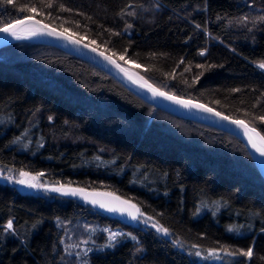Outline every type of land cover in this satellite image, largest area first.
<instances>
[{"label": "trees", "instance_id": "1", "mask_svg": "<svg viewBox=\"0 0 264 264\" xmlns=\"http://www.w3.org/2000/svg\"><path fill=\"white\" fill-rule=\"evenodd\" d=\"M25 17L264 137V0H0V28ZM10 171L116 194L138 216L126 224L0 182V264H264V180L245 146L50 44L0 47V173Z\"/></svg>", "mask_w": 264, "mask_h": 264}, {"label": "water", "instance_id": "2", "mask_svg": "<svg viewBox=\"0 0 264 264\" xmlns=\"http://www.w3.org/2000/svg\"><path fill=\"white\" fill-rule=\"evenodd\" d=\"M30 18V19H29ZM17 21H24V23H17ZM31 25L35 27L38 34L45 39L51 42L37 41L44 44H50L55 46L84 62H87L99 70L103 71L105 74L109 75L116 82L121 84L126 90L130 93L146 102L147 104L154 106L156 108H160L169 113L177 115L179 117L196 120L215 128L221 129L231 135L235 136L246 148L250 158L252 159L256 169L258 170L261 178L264 180V160L259 151L253 147V135L251 133L252 128L247 125V130L244 127H241L237 124L232 123L234 119L227 115H224L213 108L202 104L200 102L182 98L175 96L173 94L162 91L150 83H148L151 87H143L135 84L129 77L126 75L127 67L121 65L116 59H114L111 55L103 52L102 50L85 43L84 41L64 32L59 29H56L50 25L45 24L35 17H25L19 20H16L10 24H7L1 28L8 27L11 29L9 32L0 31V42L12 36V32H17L22 27ZM18 41H32V40H18ZM78 41V42H77ZM6 45V44H4ZM4 45H0L4 46ZM95 49V51H93ZM155 90V91H154ZM160 93H164V95H160ZM168 97H176L180 100L188 102V106L185 104L177 103L176 100L169 99ZM192 105H204L207 108L212 109L211 112L204 111L202 108L194 107ZM180 112L188 113L194 115L195 117H188L183 115ZM215 113H220V115H215ZM228 117V119H222L221 117ZM243 121V120H241ZM251 137V140H250ZM53 188H61L62 192L67 191L68 189H82L83 191L78 193L77 195H64L62 192L51 191ZM43 191L47 194L66 197L81 201L94 210L107 215L111 218H115L120 220L126 224H133L138 216V208L137 206L116 194H112L105 191L100 190H90L79 186L73 185H46L43 187ZM96 201V203H93ZM105 204L110 207H115L117 211H108L107 208H102L100 205ZM135 207H132V206ZM133 217H136L135 219Z\"/></svg>", "mask_w": 264, "mask_h": 264}, {"label": "snow or ice", "instance_id": "3", "mask_svg": "<svg viewBox=\"0 0 264 264\" xmlns=\"http://www.w3.org/2000/svg\"><path fill=\"white\" fill-rule=\"evenodd\" d=\"M8 3H11L12 0H7ZM29 11L35 13L36 12V9L35 8H31L29 9ZM30 19V18H29ZM17 23H24V21H17ZM0 31L2 32H9L11 31L10 28L8 27H4V28H0ZM13 35H15V32H12ZM78 42V41H77ZM93 51H95V49H93ZM203 55V53H201ZM121 59H123V56H121ZM261 68H264V63H261L259 65ZM155 91V90H154ZM160 95H164V93H160ZM169 99H173V100H176L177 103H181V104H185L186 106H188V102L186 101H183V100H180L176 97H168ZM194 107H198V108H202L204 111H207V112H211L212 109L210 108H207L205 107L204 105H192ZM215 115H220V113H215ZM222 119H228V117L224 116V117H221ZM261 120H264V117H261L260 118ZM232 123L234 124H237L241 127H244L246 130H247V125L245 124L244 121H241V120H233ZM253 133H255V129H252L251 130ZM256 135H259L258 133H256ZM260 139L262 141H264V137H260ZM250 140H251V137H250ZM253 147L257 149V151H259L262 155H264V145L262 146H258L257 143L255 141H253ZM21 176H27L28 173H25V172H21L20 173ZM18 183L20 184H25L26 181L25 180H19ZM29 187H41V185H37V184H29L28 185ZM51 191H57V192H62V189L61 188H53L51 189ZM83 190L82 189H68L67 191H63L62 194L64 195H77L78 193L82 192ZM93 203H96V201H93ZM102 208H107L108 211H117L118 209L115 208V207H110L108 205H105V204H101L100 205ZM132 207H135L134 205ZM138 211V210H137ZM134 219L136 217H133ZM13 226L12 224V221H9L8 224H7V228L11 229ZM159 231H163L165 234H167V229H158ZM115 235L116 234H113L111 237H110V240H114L115 239ZM253 254V250L252 248L250 247L247 251H244L242 252V255L246 256V257H251Z\"/></svg>", "mask_w": 264, "mask_h": 264}, {"label": "bare ground", "instance_id": "4", "mask_svg": "<svg viewBox=\"0 0 264 264\" xmlns=\"http://www.w3.org/2000/svg\"><path fill=\"white\" fill-rule=\"evenodd\" d=\"M18 40H37V41H44V42H51L47 39H45L44 37L40 36L38 34V32L36 31L35 27L31 26V25H27L22 27L20 30H18L15 35L10 36L9 38L5 39L4 41L0 42V45H4L7 43H12L13 41H18ZM126 75L129 77V79H131V81H133L135 84L139 85V86H143V87H151L148 85V82H146L138 73H136L134 70L127 68V70L125 71ZM185 116L188 117H195L194 115L188 114V113H184V112H180ZM253 138L255 139V142L257 143L258 146H262L264 145V141H262L260 139V135H256V132L253 133L251 131ZM262 155V154H261ZM263 160H264V155H262Z\"/></svg>", "mask_w": 264, "mask_h": 264}, {"label": "rangeland", "instance_id": "5", "mask_svg": "<svg viewBox=\"0 0 264 264\" xmlns=\"http://www.w3.org/2000/svg\"><path fill=\"white\" fill-rule=\"evenodd\" d=\"M13 42H17V41H13ZM32 42H37V41H33ZM11 43V42H10ZM40 43V42H38ZM9 44V43H7ZM260 64H258L256 67L259 68L260 70H262L264 72V68H261L259 66ZM128 68V67H127ZM131 69V68H130ZM133 70V69H132ZM136 72V71H135ZM137 73V72H136ZM142 77V76H141ZM143 78V77H142ZM144 79V78H143ZM145 80V79H144ZM146 81V80H145ZM148 82V81H146ZM149 83V82H148ZM152 85V84H151ZM153 86V85H152ZM155 87V86H154ZM256 131V130H255ZM257 132V131H256ZM259 134V133H258ZM260 135V134H259ZM261 136V135H260ZM25 180L26 183L25 184H20L18 183L19 180ZM0 182L3 183H8L11 184L13 186H16V188L22 192V193H27V194H32V195H42L45 192L43 191V187L46 186L40 179L39 176L37 175H32V174H28L27 176H21L20 173L15 174L10 172L7 173H0ZM29 184H37V185H41V187H29Z\"/></svg>", "mask_w": 264, "mask_h": 264}]
</instances>
